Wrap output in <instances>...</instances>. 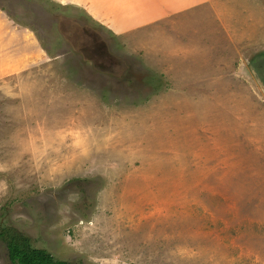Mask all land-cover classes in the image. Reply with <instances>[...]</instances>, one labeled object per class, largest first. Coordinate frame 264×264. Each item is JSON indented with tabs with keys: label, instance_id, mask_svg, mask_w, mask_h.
Returning a JSON list of instances; mask_svg holds the SVG:
<instances>
[{
	"label": "rangeland",
	"instance_id": "obj_1",
	"mask_svg": "<svg viewBox=\"0 0 264 264\" xmlns=\"http://www.w3.org/2000/svg\"><path fill=\"white\" fill-rule=\"evenodd\" d=\"M98 1L0 0V226L74 264H264V0L122 34Z\"/></svg>",
	"mask_w": 264,
	"mask_h": 264
},
{
	"label": "crops",
	"instance_id": "obj_2",
	"mask_svg": "<svg viewBox=\"0 0 264 264\" xmlns=\"http://www.w3.org/2000/svg\"><path fill=\"white\" fill-rule=\"evenodd\" d=\"M203 0H99L97 6H104L112 13L106 14L107 23L116 34L127 33L130 29L151 24L159 19H166L174 14H182L193 10ZM133 10L135 16L132 15ZM97 11V10H96ZM98 11L95 12V15ZM133 17V19L131 18ZM109 18V20H108ZM135 19V20H134ZM124 22V23H122ZM137 22V23H132ZM129 28V29H128Z\"/></svg>",
	"mask_w": 264,
	"mask_h": 264
},
{
	"label": "trees",
	"instance_id": "obj_3",
	"mask_svg": "<svg viewBox=\"0 0 264 264\" xmlns=\"http://www.w3.org/2000/svg\"><path fill=\"white\" fill-rule=\"evenodd\" d=\"M0 238L7 246L13 264H74L57 260L47 250L36 248L29 237L11 227L1 225Z\"/></svg>",
	"mask_w": 264,
	"mask_h": 264
},
{
	"label": "water",
	"instance_id": "obj_4",
	"mask_svg": "<svg viewBox=\"0 0 264 264\" xmlns=\"http://www.w3.org/2000/svg\"><path fill=\"white\" fill-rule=\"evenodd\" d=\"M99 45H100V48H103L104 47L101 43Z\"/></svg>",
	"mask_w": 264,
	"mask_h": 264
},
{
	"label": "flooded vegetation",
	"instance_id": "obj_5",
	"mask_svg": "<svg viewBox=\"0 0 264 264\" xmlns=\"http://www.w3.org/2000/svg\"><path fill=\"white\" fill-rule=\"evenodd\" d=\"M69 30H70V28H69Z\"/></svg>",
	"mask_w": 264,
	"mask_h": 264
}]
</instances>
